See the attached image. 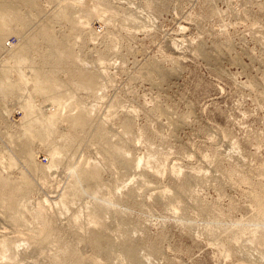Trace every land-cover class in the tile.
I'll use <instances>...</instances> for the list:
<instances>
[{
	"label": "rangeland",
	"instance_id": "1",
	"mask_svg": "<svg viewBox=\"0 0 264 264\" xmlns=\"http://www.w3.org/2000/svg\"><path fill=\"white\" fill-rule=\"evenodd\" d=\"M0 56V264H264V0H0Z\"/></svg>",
	"mask_w": 264,
	"mask_h": 264
},
{
	"label": "built area",
	"instance_id": "2",
	"mask_svg": "<svg viewBox=\"0 0 264 264\" xmlns=\"http://www.w3.org/2000/svg\"><path fill=\"white\" fill-rule=\"evenodd\" d=\"M100 30H101L100 25H98V27L94 28V30L92 31V33L94 35H96V34L100 33ZM19 41H20V38L19 37H11V38H9V39H7L5 41V43H4V50L7 52L6 57L11 55L12 51L15 49V47L18 44ZM0 58H1V56H0ZM0 60H2V59H0ZM7 66H8V64H0V68H3V67L8 68ZM21 68L22 67H16V68H12V69H14L15 72H18L19 73V70H21ZM31 98H32V100H35V97L34 96H32Z\"/></svg>",
	"mask_w": 264,
	"mask_h": 264
},
{
	"label": "bare ground",
	"instance_id": "3",
	"mask_svg": "<svg viewBox=\"0 0 264 264\" xmlns=\"http://www.w3.org/2000/svg\"><path fill=\"white\" fill-rule=\"evenodd\" d=\"M97 239V236H92V240H96Z\"/></svg>",
	"mask_w": 264,
	"mask_h": 264
}]
</instances>
